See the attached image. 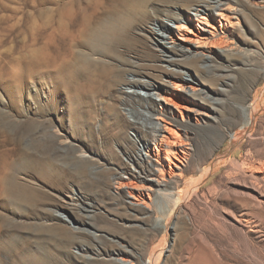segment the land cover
Here are the masks:
<instances>
[{"label":"rangeland","instance_id":"374dc122","mask_svg":"<svg viewBox=\"0 0 264 264\" xmlns=\"http://www.w3.org/2000/svg\"><path fill=\"white\" fill-rule=\"evenodd\" d=\"M66 1L0 0V155L20 149L50 165L13 171L16 183L36 190L34 201L14 204L0 192V264H264V0L202 5L212 13L203 15L209 26L198 25L212 33L203 31L210 45H220L205 51L215 69L190 73L215 111L179 91V111H164L155 94L133 95L124 86L94 109L74 89L51 93L54 81L44 70L31 77L41 48L32 39L56 22L54 10ZM179 5L150 11L172 30L163 35L176 45L182 43L177 22L166 15L183 21ZM186 26L188 36L198 34ZM156 43L145 31L125 56L128 72L141 74L127 78L173 92L164 68L185 69L161 62ZM165 43L170 49V39ZM109 105L122 115L114 118ZM159 112L175 121L171 139L181 160L172 169L166 162L158 191L153 184L148 190L144 179L157 180L161 167L145 156L140 140L153 149L150 128ZM119 180L132 187H118Z\"/></svg>","mask_w":264,"mask_h":264},{"label":"bare ground","instance_id":"6f19581e","mask_svg":"<svg viewBox=\"0 0 264 264\" xmlns=\"http://www.w3.org/2000/svg\"><path fill=\"white\" fill-rule=\"evenodd\" d=\"M210 1H216L215 3L218 6L221 3L220 0L66 1L58 11L54 10V14H57L56 22L48 23L47 30L42 35L34 34L33 36V43L39 44L38 41L40 40L41 48L38 53L40 55L34 60V65L37 66L30 71L31 77L34 76L32 74L34 70H44L46 78L54 81V83L52 82L54 85L53 88L49 84L51 93L55 94L58 88L65 90L74 89L72 95L82 96L88 104L92 105L91 109H94L99 98L104 97L115 88L117 89V87L124 86L132 90L133 95L138 94L137 92L139 91H146L149 96L148 98L152 99L151 95L155 94L159 98L161 105H164V111L169 110L168 106L173 107L177 111L181 108L174 101L177 91L193 98L197 104L206 105L207 108L215 111V107H212L214 103L208 98L205 91L203 89H197L196 87L201 86L202 83L196 76L190 73V70L193 69H215L210 65L212 58L205 51L210 52V48L218 47L220 43L218 44L213 41L214 43L210 45L203 33V31H208L201 29L198 25L209 26L208 20L203 15H210L212 11L207 10L202 5L209 4ZM170 4H180L179 8L181 11H184L183 21L177 14L166 15L167 18H172L177 22L175 30L180 36L179 40L182 42L177 45L171 36L166 38L163 35L166 31L171 35L172 30L168 26L163 25L159 19L153 18L150 15L151 10L157 12V6L167 7ZM184 6L185 8H183ZM218 8L219 12L221 8ZM218 16L223 19L221 12ZM194 17L197 24H194ZM186 25L197 28L198 34L194 35V37L188 36L186 34V30L188 29ZM149 26L158 27L159 30H154ZM145 31H148L152 40L157 42L156 47L160 48L158 57L161 62H167L170 65L177 66L179 69H185L183 70L184 72H177L167 67L164 68L166 75L169 77L168 81L173 84V92L162 94L160 87L157 85L145 83L141 79H135L133 77L132 79L127 78V74L130 73L134 77H138L141 74L136 70H132L130 73L128 72L130 71L128 68L132 67L125 56L130 54L136 45L141 42L144 38ZM208 33L212 35L211 32ZM166 39H170V49L166 47ZM207 45H210V47ZM168 52L176 53L181 57L180 60H175L171 57L167 58L166 55ZM186 60L189 61L185 62ZM69 92L71 93V91ZM123 94L126 95L128 93L123 91ZM72 99L73 97L70 98V101L75 104ZM121 102L117 100L119 105ZM77 107L79 108V106ZM160 109L162 110V108ZM108 112L114 118L118 114L122 115L121 110L118 107L116 110L113 105L108 106ZM249 120H251L250 115ZM150 122L153 121L150 119ZM174 124L175 121L163 118V113L159 112L150 128L153 149H151L150 142L145 139L140 140L145 156L149 157L151 154L155 156L157 165L161 167L156 170L157 180L156 178L144 179L148 182L146 184L148 190L152 188L150 184H153L158 187L159 191V187L161 186L159 180L162 182L164 180L166 162L169 165V169H172L171 166L177 168L174 160H181V156L178 154L179 151L176 149V142L171 139ZM132 126L139 134L142 133V130L136 124H132ZM119 131H122V129L119 128ZM179 147H182V145L179 144ZM19 150L14 149L8 151L4 154V157L3 153L0 155L3 158L0 161V192L5 196H9L14 201V204L20 205L27 201L30 203L29 200L36 198L32 194L36 190L32 192L27 191L26 188L16 183L13 171L19 168L22 170L23 168L25 170L27 167L35 168L36 166L47 170L50 165H46L47 163L45 164L44 162H38L32 156L28 157V154L26 155L22 150ZM180 152L182 155L186 154L184 150H180ZM8 155L15 159L16 157L18 158L15 161L5 162L4 158ZM162 155L164 156L162 157ZM117 184L118 187H132L126 180H119ZM24 193L29 195H24ZM158 195L160 194L158 193ZM128 196L135 201L136 197L140 198L131 192L128 193ZM70 201L72 202L73 200L71 199ZM63 204H67V202ZM59 208L62 209L63 207L60 206ZM126 263V261H120L118 264Z\"/></svg>","mask_w":264,"mask_h":264}]
</instances>
